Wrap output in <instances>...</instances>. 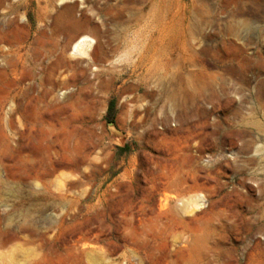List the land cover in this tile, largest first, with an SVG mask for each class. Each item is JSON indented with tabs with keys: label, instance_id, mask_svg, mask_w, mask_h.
Returning <instances> with one entry per match:
<instances>
[{
	"label": "rangeland",
	"instance_id": "rangeland-1",
	"mask_svg": "<svg viewBox=\"0 0 264 264\" xmlns=\"http://www.w3.org/2000/svg\"><path fill=\"white\" fill-rule=\"evenodd\" d=\"M91 1L104 61L0 71V264H264V0Z\"/></svg>",
	"mask_w": 264,
	"mask_h": 264
},
{
	"label": "bare ground",
	"instance_id": "bare-ground-1",
	"mask_svg": "<svg viewBox=\"0 0 264 264\" xmlns=\"http://www.w3.org/2000/svg\"><path fill=\"white\" fill-rule=\"evenodd\" d=\"M105 8L102 18L100 4L91 0H0V71L17 75L22 84L38 76L75 80L107 58L104 25L113 8ZM68 88L60 90L70 96ZM194 197L199 208L206 204L203 196Z\"/></svg>",
	"mask_w": 264,
	"mask_h": 264
},
{
	"label": "trees",
	"instance_id": "trees-1",
	"mask_svg": "<svg viewBox=\"0 0 264 264\" xmlns=\"http://www.w3.org/2000/svg\"><path fill=\"white\" fill-rule=\"evenodd\" d=\"M113 104V103H112Z\"/></svg>",
	"mask_w": 264,
	"mask_h": 264
}]
</instances>
